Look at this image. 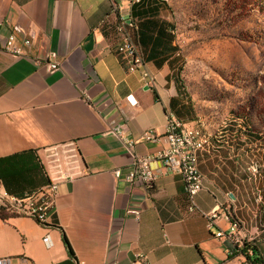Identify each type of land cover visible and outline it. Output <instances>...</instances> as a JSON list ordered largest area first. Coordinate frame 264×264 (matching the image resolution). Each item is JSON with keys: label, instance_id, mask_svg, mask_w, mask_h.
I'll list each match as a JSON object with an SVG mask.
<instances>
[{"label": "crops", "instance_id": "0c3cea01", "mask_svg": "<svg viewBox=\"0 0 264 264\" xmlns=\"http://www.w3.org/2000/svg\"><path fill=\"white\" fill-rule=\"evenodd\" d=\"M118 19L137 22L131 37L154 78L151 87L140 71L129 73L113 52ZM0 23L4 189L17 197L44 189L42 149L58 143L76 141L85 170V176L59 184L46 226L0 211V259L11 258L12 264H129L142 256L146 264H247L240 248L251 241L264 264V213L256 202L257 195L264 199V149L257 147L264 138L247 131L244 120L215 124L198 119L180 81L167 0H0ZM11 25L32 35L30 47L18 58L2 50ZM49 52L57 54L54 72L35 63ZM84 92L94 109L82 100ZM170 116L201 126L210 139L197 155L203 188L193 212L181 176L159 162L152 163L159 177L149 191L113 175L130 169L133 157L160 150L163 143L146 142L142 134L163 135ZM121 117L134 142L131 152L108 131ZM251 162L262 167L256 179L246 170ZM130 208L140 209L139 219L127 215ZM232 220L240 223L234 239L228 236Z\"/></svg>", "mask_w": 264, "mask_h": 264}, {"label": "rangeland", "instance_id": "374dc122", "mask_svg": "<svg viewBox=\"0 0 264 264\" xmlns=\"http://www.w3.org/2000/svg\"><path fill=\"white\" fill-rule=\"evenodd\" d=\"M167 1L180 81L198 119L244 120L264 138V0ZM257 147L264 149V142ZM259 209L264 213V199Z\"/></svg>", "mask_w": 264, "mask_h": 264}, {"label": "built area", "instance_id": "2783aa9c", "mask_svg": "<svg viewBox=\"0 0 264 264\" xmlns=\"http://www.w3.org/2000/svg\"><path fill=\"white\" fill-rule=\"evenodd\" d=\"M138 1L132 0V3H138ZM111 14H114V9H111ZM109 18L110 15H107L101 25H105ZM136 29L137 22L135 20L129 19L125 22L118 19L114 26L116 40L113 52L120 58L129 73L140 71L145 86L151 87L154 84V78L145 69L143 56L131 37V31ZM31 38L32 35L21 26L11 25L2 45V50L12 57H21L25 48L30 47ZM56 59L57 54L49 52L44 61L36 60L35 63L37 65L43 64L48 72H54L59 66ZM82 100L87 107L94 109L91 98L85 92L82 94ZM127 126V120L121 117L110 125L108 131L119 139L128 152H131L134 142L127 135ZM142 138L146 142H161L163 145L155 155L133 157L131 168L125 172L120 169L115 170L113 172L114 177L129 184H140L149 191L155 186L159 177V174L153 169L152 163L159 162L166 171L181 176L190 203L188 210L193 212L194 198L203 188V175L198 167L197 155L210 145L207 133L201 126L192 125L170 116L166 122L163 135H156L150 130L145 131ZM42 154V167L47 178L46 187L40 191L17 197L8 194L0 181V211L29 217L38 224L46 226L48 225V214L53 207L59 184L85 176V170L82 167L76 141H67L44 147ZM261 169L262 167L256 162H251L246 168L251 179H256L260 175ZM261 201V197L257 195L256 202ZM126 213L133 216L134 219H139L141 211L137 208H130ZM211 224L209 222V226ZM239 227L240 223L237 221L230 223L228 236L231 239H234ZM221 236H223L222 233L217 234V237ZM43 241L47 247L50 246L47 237ZM250 243L251 241L247 244ZM248 254H251V251L248 250ZM0 264H12V260L11 258H1ZM129 264L146 263L144 257L140 256Z\"/></svg>", "mask_w": 264, "mask_h": 264}, {"label": "trees", "instance_id": "16d2710c", "mask_svg": "<svg viewBox=\"0 0 264 264\" xmlns=\"http://www.w3.org/2000/svg\"><path fill=\"white\" fill-rule=\"evenodd\" d=\"M139 2H140V0L138 1V3ZM247 131H248V128H247ZM232 221H236V220H232ZM63 240H64V243H65L68 251L71 253V249L69 247V244H68L66 238L63 237ZM248 250L251 251V254H248ZM240 253L244 257L245 263H247V264H263L262 257H261L259 250L254 245H252L251 243L250 244H247V243L244 244L240 248Z\"/></svg>", "mask_w": 264, "mask_h": 264}]
</instances>
